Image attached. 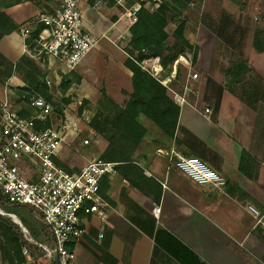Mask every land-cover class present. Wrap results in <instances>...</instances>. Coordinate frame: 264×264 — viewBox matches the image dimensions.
Masks as SVG:
<instances>
[{"label": "crops", "instance_id": "1", "mask_svg": "<svg viewBox=\"0 0 264 264\" xmlns=\"http://www.w3.org/2000/svg\"><path fill=\"white\" fill-rule=\"evenodd\" d=\"M78 3L85 30L99 37L102 45L74 70L57 60L40 63L24 48L22 26L41 12L54 13L56 2L6 0L0 9L17 27L0 40V54L15 66L7 87L19 108L24 107L25 95L41 97L29 85L30 72L21 75L17 71L23 57L44 75L51 97L71 95L73 77L78 76L85 99L97 98L104 91L120 107L128 102L133 73L125 65L130 58L127 49L118 45L125 30L123 18L113 23L116 8L95 11L88 0ZM125 42L129 45L130 39ZM243 59L260 80L244 88L240 96L226 87V76L211 74L210 64H201L206 77L199 83L197 96L179 105L173 138L140 116L146 136L132 162L119 166L115 175L101 182L111 209L104 221L82 217L85 233L69 247L75 254L73 264H107L106 255L116 260L114 264H264V232L254 229V220L245 209L250 203L264 212V53H257L252 43ZM170 95L175 101V93ZM5 99L0 97V102ZM86 130L88 137L81 139L82 132L69 135L61 145L56 162L68 172H79L106 148L103 138ZM85 140L89 144L84 145ZM173 150L198 157L221 174L227 181L226 193L197 186L175 170L168 156ZM157 207L161 208L158 215ZM38 242L50 245L43 234ZM23 257L27 264L51 262L44 257L34 260L30 254L23 253ZM0 264H8L1 252Z\"/></svg>", "mask_w": 264, "mask_h": 264}, {"label": "built area", "instance_id": "2", "mask_svg": "<svg viewBox=\"0 0 264 264\" xmlns=\"http://www.w3.org/2000/svg\"><path fill=\"white\" fill-rule=\"evenodd\" d=\"M49 1L58 5L54 13L41 12L21 28L25 51L40 63L57 60L74 70L96 48L100 38L85 30L78 0ZM104 1L96 0L93 9L100 11L105 7ZM110 1L115 8L124 10L121 17L126 20L124 24L129 30L136 23L141 2L130 7V0ZM161 3H157L156 8ZM38 29H41L38 36L32 39ZM137 64L167 86L161 78L163 67L158 57ZM193 65V53H185L175 61L174 69L184 67L189 71V83L195 82L199 76L191 73ZM189 83L182 94L175 93L178 105L184 104L192 92ZM12 103L7 99L0 102V192L8 205L29 208L48 228L52 240L50 246L37 244L29 238L27 231L24 232L28 242L44 251V258L52 261L58 255L61 264H73L75 254L69 247L85 233L82 217L107 219L111 206L101 195V182L117 173L118 164L99 157L89 161L79 172H68L56 162L61 145L69 135L80 134L82 124H89L91 116L68 115L65 110L64 120L53 125L55 106L52 102L31 96L24 103L28 116H22V107L15 108ZM209 112L206 109V113ZM87 144L89 141L85 140L84 145ZM168 156L173 168L193 184L211 187L219 194L226 193L225 178L198 157L184 156L174 150ZM245 209L254 220V229L264 232V212L250 203ZM160 210V207L155 208V214L158 215ZM3 213L0 207V214ZM23 253L29 256L27 249Z\"/></svg>", "mask_w": 264, "mask_h": 264}, {"label": "trees", "instance_id": "3", "mask_svg": "<svg viewBox=\"0 0 264 264\" xmlns=\"http://www.w3.org/2000/svg\"><path fill=\"white\" fill-rule=\"evenodd\" d=\"M21 1L29 0H15V3H21ZM180 1L181 0H173L171 3L162 2L160 7L154 12L144 8L141 3L142 7L137 13L136 23L129 29L130 42L127 53L130 58L125 63L127 68L133 73V93L130 95L126 105L120 107L115 104L104 91H101L102 102L103 104L106 102L113 108L112 113L103 115L97 113L91 116L88 124L89 128L106 142V149L100 158L106 162L118 164L117 168L132 162L133 156L146 136L147 130L139 121L140 116H144L152 122L165 136L173 138L175 135L181 109L171 97L170 92L177 94L183 93V91L180 92L176 89L183 70L181 66H178L177 69L174 70V64L179 56L185 53H193L194 63L198 57V47L194 46L185 37L183 24L178 26L174 32L176 43L174 45H168L166 43L169 39V34L166 31L170 22L168 17L169 13L175 11L174 7L179 4L182 8H185V6L191 2V0ZM93 2L94 0H88L91 6ZM40 30L41 29H38L32 34V39L38 36ZM15 31H17V27L0 11V40L4 36ZM253 47L257 53H264V31L256 33L253 38ZM135 54L137 55L135 56ZM156 57L160 59L162 67L168 71V75L165 78L169 80L167 86L162 85L151 75L144 72L137 64L144 59ZM0 59L9 65V71L5 72L2 70V64L0 63V82H2L9 79L12 75L11 70L12 68L14 69L15 66L8 62L1 54ZM20 63L31 65L33 69H37L34 63L26 57H23ZM249 71L250 68L248 63L246 61H241L236 66L225 71L227 82H230V80L233 83L238 82L239 77L241 75L245 76ZM31 74L34 75L33 70L30 71V75H28V77L31 76L30 80H28L29 85L38 92L43 99L52 102V97L45 89L44 81L40 82V80L37 79L38 77L35 78ZM226 87L234 92L227 83ZM27 98L28 97H26L24 101H27ZM83 102L86 104L88 101L84 100ZM81 112L82 111L79 110V116L82 115ZM20 114L22 116L29 115L24 107H22ZM47 126H49V123H47ZM57 165L63 168L59 163ZM101 195L107 200L102 190ZM0 207L8 214L17 216L13 212L6 211L5 208L14 209L20 206L8 205L0 192ZM32 213L34 214L33 211ZM37 221L41 229L40 234H43L51 245L50 231L40 219H37ZM20 222L34 242L41 245L44 244L38 242V236L40 234H37V238L32 237V232L29 228L26 227L21 220ZM0 235L2 239L0 243V252L3 261H7L8 264H27L23 257L24 249L29 251V254L34 260L38 257H44V251L28 242L21 228L14 224L10 218L6 219L3 215H0ZM104 260L107 264H114L116 262V260L109 255H106ZM49 264L54 263L51 261Z\"/></svg>", "mask_w": 264, "mask_h": 264}, {"label": "rangeland", "instance_id": "4", "mask_svg": "<svg viewBox=\"0 0 264 264\" xmlns=\"http://www.w3.org/2000/svg\"><path fill=\"white\" fill-rule=\"evenodd\" d=\"M160 1L171 3L173 0H130L129 6L131 7L137 2H141L144 8L148 10L154 9V11H156L158 8H156L155 5L160 3ZM5 2L6 0H0V9H3ZM95 2L96 0H94L93 5ZM104 2L105 7L115 9V5L110 0H105ZM180 2H183V0ZM116 9L118 10V12L115 13L116 15H110L112 16V21H114L113 23L117 22L119 18H122L121 16L124 12L121 8ZM174 10L175 11H172L168 15L170 22L166 31L169 34V39L166 43L168 45H174L176 43L174 32L178 26L183 24L185 37L190 42L192 41L191 43L194 46L198 47L197 62L196 64L194 63L193 70L191 71V73L198 74V79L195 82L190 81L189 83V71L181 66L183 72L185 71L186 74L185 72L181 73L180 81L176 86V89L181 92L189 83V89L192 90V92L188 95L189 99L197 96L199 92V83L206 77V74H204L201 70V64L202 66L210 64L211 74H220L225 76L226 70L236 66L241 61H245V59H243V55L244 53H248L252 50L253 38L256 33L264 31L263 0H191L190 4L186 5L185 8H182L179 4L174 7ZM0 11L2 12V10ZM122 20L124 24L126 20ZM124 26L125 30L121 35L122 39L119 40L118 45L128 49L129 45L126 46L127 42L125 41L130 38V33L127 26L125 24ZM100 42L101 40H99L97 45L101 46L102 43ZM136 55L137 54H135V56ZM0 63L2 64V70L8 72L9 65L1 59ZM32 70L34 72V75L32 76L35 78L38 77L37 79L40 80V82H43L44 75L37 69H33L31 65L20 63L17 66V71L21 75L23 71L28 74ZM11 73H14L13 68ZM167 75L168 71L163 68L161 78L164 80ZM7 80L0 82V97L5 99V97L8 96L7 100L12 103L15 96L10 95L11 88L7 87ZM73 80L75 81V85L73 86L74 91L71 95L62 98L52 97V103L55 105L56 110L54 111L51 124L59 125L64 120L65 110H67L68 115L73 116H79V110H81L82 115L79 117L82 118H86V116L90 117L97 113L102 115L112 113L113 108H111V106L106 102L103 104L101 92L100 94L98 93L99 96L97 98L85 99L83 97L85 93L81 88V79L78 76H75L73 77ZM238 80L239 81L235 83L230 80L227 84L236 95L240 96V93L244 88H250L251 85H253V82L259 81L260 79L258 74L252 69L250 73L248 72L245 76L241 75ZM14 92L16 93L17 91L14 90ZM25 96L29 99L32 95L30 94V96ZM84 100L88 102L85 104L83 102ZM13 105L15 108H18V105ZM82 126L85 130L81 133V139L88 137L86 128H89L87 123H83ZM5 210L15 213L23 224L32 232V237L37 238V234L41 233L37 218L29 208H5ZM4 213L8 214L5 211ZM4 217L9 219L7 216ZM29 238H31V236H29ZM1 241L2 239L0 235V243ZM43 245L50 246L48 243H44Z\"/></svg>", "mask_w": 264, "mask_h": 264}, {"label": "water", "instance_id": "5", "mask_svg": "<svg viewBox=\"0 0 264 264\" xmlns=\"http://www.w3.org/2000/svg\"><path fill=\"white\" fill-rule=\"evenodd\" d=\"M2 215H3V216H7V217L10 218L14 223H16V224L21 228V231H22L23 234H24V232L26 231V229L23 227V225L21 224V222L17 219V217H16L15 215H12V214H5V213H3ZM52 261H53L54 264H61L58 255H55Z\"/></svg>", "mask_w": 264, "mask_h": 264}, {"label": "bare ground", "instance_id": "6", "mask_svg": "<svg viewBox=\"0 0 264 264\" xmlns=\"http://www.w3.org/2000/svg\"><path fill=\"white\" fill-rule=\"evenodd\" d=\"M158 69H160V68L158 67ZM173 74H174V72H173ZM168 82H169V80H164V84H167Z\"/></svg>", "mask_w": 264, "mask_h": 264}]
</instances>
